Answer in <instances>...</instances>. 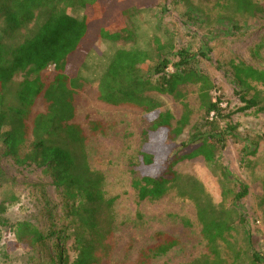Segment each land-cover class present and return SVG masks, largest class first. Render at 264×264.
I'll use <instances>...</instances> for the list:
<instances>
[{
  "label": "trees",
  "instance_id": "trees-1",
  "mask_svg": "<svg viewBox=\"0 0 264 264\" xmlns=\"http://www.w3.org/2000/svg\"><path fill=\"white\" fill-rule=\"evenodd\" d=\"M224 1L226 9L242 16L264 13L250 0ZM72 7L83 11L81 18L68 14ZM151 7L135 0H0V144L4 156L17 166H35L49 175L55 190L64 196L68 221L64 228L53 229V225L45 231L26 221L15 225V247L31 253V264H111L116 198L107 197L104 176L87 163L88 136L76 120L77 98L86 87L79 73L98 41L130 38L127 19L134 10ZM176 57L177 62L171 63L159 56L151 65L146 50H118L98 79L97 101L137 109L147 116L148 139L137 154L138 176L132 183L139 201L162 199L182 183L174 170L177 164L197 157L214 163L224 143L218 132L219 120L224 118L222 100L211 96L215 84L198 69V58L207 54L185 49ZM23 73V80L16 84L15 77ZM224 74L243 104L236 112H264L260 93L250 95L252 84L264 86V70L231 62ZM192 86L197 88L203 115L193 127L196 139L177 147L170 141L191 123L193 112L185 90ZM151 93L169 95L181 104L175 125L171 113ZM86 126L92 135L104 134L102 122L90 121ZM183 147L184 153L179 151ZM190 186L202 192L195 182ZM246 194L244 187L234 198L240 201ZM206 204L197 203L205 253L187 264H224L220 245L227 243L233 228L225 220V211ZM5 212L0 202V217ZM68 240L69 249L64 246ZM179 244L177 238L156 232L153 243L139 252L134 264H154ZM251 261L259 264L260 259L253 254Z\"/></svg>",
  "mask_w": 264,
  "mask_h": 264
},
{
  "label": "rangeland",
  "instance_id": "rangeland-1",
  "mask_svg": "<svg viewBox=\"0 0 264 264\" xmlns=\"http://www.w3.org/2000/svg\"><path fill=\"white\" fill-rule=\"evenodd\" d=\"M135 1L152 7L134 10L127 19L131 37L124 35L117 42L98 41L79 73L86 87L77 98L76 120L84 125L88 136L87 163L91 170L104 176L107 197L116 198L111 264H134L139 252L153 243L156 232L173 236L180 244L155 259L154 264H187L200 259L205 253V242L197 218L198 201L225 211V220L232 225L227 243L220 245L224 264H252L253 254L260 259L259 264H264V112H236L243 104L224 74L231 62L264 70V13L242 16L226 9L224 0ZM250 1L264 11V0ZM67 11L76 18L83 15L77 7ZM185 49L207 54L206 58H198V69L215 84L211 96L222 100L224 118L219 120L218 132L224 143L214 163L197 157L177 164L174 170L183 178L182 183L162 199L139 201L132 183L138 176L137 154L148 139L147 116L137 109L97 101L98 79L118 50H146L154 65L159 56L177 62L176 53ZM23 78L24 73L16 76L15 83ZM252 87L250 95L259 92L263 106L264 86ZM185 94L193 115L183 134L170 141L177 147L191 145L196 139L193 127L203 115L197 88L188 87ZM150 96L171 113L175 125L182 113L181 104L169 95ZM90 121L102 122L104 134L88 133L86 125ZM3 149L0 144V202L6 206L0 217V264H31V253L15 247L14 227L26 221L42 231L53 225V229L64 228L68 225L64 196L55 190L42 169L17 166L11 157L4 156ZM185 150L183 147L179 151ZM27 151L28 146L24 149ZM191 182L199 185L202 192L191 187ZM244 187L247 194L236 201L235 194ZM70 245L69 240L64 243L68 249Z\"/></svg>",
  "mask_w": 264,
  "mask_h": 264
},
{
  "label": "built area",
  "instance_id": "built-area-1",
  "mask_svg": "<svg viewBox=\"0 0 264 264\" xmlns=\"http://www.w3.org/2000/svg\"><path fill=\"white\" fill-rule=\"evenodd\" d=\"M213 115H211V119H212Z\"/></svg>",
  "mask_w": 264,
  "mask_h": 264
}]
</instances>
